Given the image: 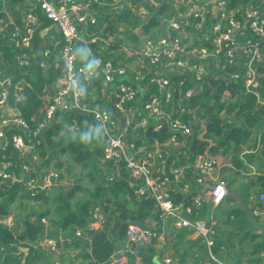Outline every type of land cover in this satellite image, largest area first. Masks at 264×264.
Returning a JSON list of instances; mask_svg holds the SVG:
<instances>
[{"label": "built area", "instance_id": "1", "mask_svg": "<svg viewBox=\"0 0 264 264\" xmlns=\"http://www.w3.org/2000/svg\"><path fill=\"white\" fill-rule=\"evenodd\" d=\"M93 2L32 0L22 18V28L10 33L18 65H30L27 51L32 50L40 25L37 16L40 9L59 33V38L43 49L40 66L46 70L52 53L59 50L64 72L54 82L52 94L48 84H44L42 93L48 105L32 133L28 123L8 106L10 87L14 88L15 100L20 101L25 86L13 83L8 77L0 78V152L11 146L18 153L29 154L33 164L32 168L21 164L16 175L6 171L10 162H0V186L22 185L32 196L51 187H61L56 170L42 169L38 156L41 142L30 141V135L48 130L53 123L61 121L64 113L72 114L71 109H77L87 113L99 130L103 151L98 163L109 164L107 181L123 180L132 188L136 199H153L162 228L170 221L205 245L208 258L205 264H226L212 253V246L218 226L215 213L229 190L215 156L192 148L194 125L201 124L197 118L199 106L193 103V98L204 89L203 80L211 71L214 80L223 78V72H227L231 80H240L247 92L258 96L257 89L264 78V0L234 5L228 0H215L212 6L198 5L195 0H174L176 16L167 21L160 35L147 37L135 47L123 48L146 62V66L139 65L132 74L126 66H115L112 60L102 57L93 58L89 66L77 63L79 26L96 22L90 14ZM209 14L212 22L206 19ZM240 67L244 69L242 73L231 70ZM96 83L109 89L104 108L92 103V85ZM221 102L228 104L229 100L222 98ZM109 108L122 116L120 134L119 122ZM13 130H21L28 142ZM146 138L149 142L144 144ZM257 202L264 205V192L258 195ZM106 206V202L93 206V224L103 223ZM250 213L264 227V209L255 206ZM14 224L12 217H0L2 227L11 230ZM80 235L77 230L75 236ZM163 236L162 230L132 222L125 228L128 249ZM41 244L47 255L60 252L57 240L46 237ZM124 261L123 254L115 253L106 264H124ZM160 261L172 263L166 256ZM51 264L63 263L53 260Z\"/></svg>", "mask_w": 264, "mask_h": 264}, {"label": "trees", "instance_id": "2", "mask_svg": "<svg viewBox=\"0 0 264 264\" xmlns=\"http://www.w3.org/2000/svg\"><path fill=\"white\" fill-rule=\"evenodd\" d=\"M32 0H10L9 4L16 7L18 10L14 11V7H10L12 14L19 13V10H28L30 2ZM91 8L98 7L102 2H106L107 6H104L106 11L109 5L114 0H94ZM131 3H138L140 0H128ZM151 1V0H146ZM159 3L158 10L160 13L167 7L165 0H153ZM230 5L236 3H246L250 0H228ZM29 2V3H28ZM4 3L0 1V19L4 17L3 9ZM151 10V9H150ZM24 12V13H25ZM109 16V14H107ZM37 16L39 18V24L35 33L32 50L27 51L29 54L30 65L20 67L15 60V50L9 39L10 33L15 29H21L23 24L21 19H16L14 24H3L0 26V78H11L13 83H22L25 87L23 90V96L20 101H16L13 92L14 88L9 89L8 106L11 107L16 113L22 117L30 126L31 133L37 129L38 122L44 115L48 102L42 93L44 84H48L50 87L49 93L52 94L55 85L54 82L60 78L64 72L62 62L60 59V51L56 50L48 60L47 69L43 70L40 66V62L43 61V43L39 35V30L49 24V21L44 18L40 9H37ZM114 21L126 22L130 26L142 25V18L135 16L128 8H125L120 14H114ZM106 21L104 18L98 21V26L102 25ZM144 24L143 31L145 34L149 32V29L153 26H158L159 21L156 19V15L151 16ZM92 24H89V27ZM83 50V49H82ZM84 51V50H83ZM85 54V53H84ZM85 60L88 61L89 57L85 54ZM45 61V60H44ZM47 63V60H46ZM237 70L240 73L244 71L242 67L231 68V70ZM213 71L204 78L203 87L193 98V103L199 106L197 111V118L199 123H204L203 126L198 125L193 137H192V148L198 152H204L206 154L215 156L218 152L219 147L226 149L227 154L232 150L233 154L239 151L242 145L245 144L252 136V131L257 129V124L260 120L264 119V106L259 105L256 100V95L247 92L240 80L233 81L229 78L227 72H223V78L212 79ZM99 89V87L97 88ZM258 95L261 99H264V78L260 80V86L257 89ZM222 98L229 100V108L227 109L230 117H235V120L243 118L244 127L233 126L231 123H223L219 117L220 112L224 107V103L221 102ZM233 102V103H231ZM97 103L102 106L100 101ZM256 107V109H255ZM239 108V109H238ZM238 109L237 113L233 115V111ZM64 123L67 127L73 122L74 115L64 113ZM89 121L88 116H78L76 123L77 129L62 130V124L60 122L53 123V125L46 132V139L44 140L40 135H30V141L40 140L38 147V156L47 157L44 164H48L49 161L58 155L68 154L77 163L89 165L91 162L94 169L100 174V178L105 182V175L97 168V163L102 157V147L98 146L94 150L91 149L92 145L96 142L94 137H91V128H82V121ZM90 128V129H89ZM14 133H18L24 136L25 141L28 139L21 130H13ZM38 133V132H37ZM87 136V139H85ZM259 146V148H258ZM253 147L258 149L257 155L249 154V162H253L256 157L258 161L264 162V132L261 135V140H253ZM58 149V150H57ZM32 153V152H31ZM0 162H10L11 165L6 168V171L15 172L16 175L21 171V164L30 165L31 168V157L29 154L18 153L11 146H8L5 151L0 152ZM55 167L60 169L64 165L62 162L56 161ZM237 166H240L241 161L235 160ZM264 164V163H263ZM122 172V171H121ZM119 182L109 183L105 190L102 189L101 184L95 188V192H92L90 200H87L84 204L79 205L78 211L72 210L71 199L73 194L79 189V186H72L70 190L68 188L60 190H42L37 192L36 195L32 196L31 191L25 189L22 185L13 184L12 186H0V217L8 216L10 214L9 203L13 201L14 197L20 192V197L32 200L34 202L42 201L47 203L46 195H56L57 206L56 220L52 221L49 226L41 221L45 216L44 213L25 216L21 219L20 225L21 230L16 231L17 227L8 230L0 226V255H3L1 264H7L8 260L11 259L10 247L12 245H19L21 247L28 248V255L25 257V261L22 263L21 260L12 264H30V260L34 261L37 256L41 254L35 250L34 246L37 245L40 238L44 233L47 235H55V231H50V227L54 230L67 229L74 227L72 233L77 228L81 229L85 238L89 239L91 254L87 255L88 264H106L110 257L120 249V246L126 240L125 228L128 222L138 221L141 225L145 226V220L150 217L151 213L155 214L157 211L153 199L149 197H143L136 199L132 188L123 180ZM259 184V190L264 192V177L257 179ZM253 184L247 186L249 189ZM229 191H231L232 184L228 185ZM246 187V188H247ZM5 188V190H3ZM239 188V187H237ZM260 192V193H261ZM54 193V194H53ZM105 194V195H104ZM128 198H122V203L118 200L119 196ZM130 200L134 205V208L128 210L125 208V204ZM226 201V200H225ZM224 201V202H225ZM234 202L233 200H227ZM98 202H106L115 207L111 210L110 217L106 215L105 221L101 224L98 229H89L88 223L91 220L88 218L91 215L92 207ZM120 203V204H119ZM75 205V204H74ZM109 205V204H108ZM77 206V205H75ZM109 207L106 206L108 211ZM220 209V207H219ZM90 210V213H89ZM219 211V210H218ZM151 212V213H150ZM219 216V225L222 223L223 229L219 230L218 226L216 229V235L214 236V244L212 246V253L223 260L227 264H259L264 257V241H260L262 235L255 234L249 229L248 218L251 213L245 209H236L234 204H230L227 207L221 209ZM256 218V217H253ZM258 220V218H256ZM261 225L258 220L257 223ZM146 227V226H145ZM236 235L238 247L232 243V238ZM155 240L139 246L136 248L140 253L143 261L148 263L146 255L155 257L156 252L154 250ZM232 243V244H231ZM39 244V243H38ZM204 245V244H203ZM205 247V245H204ZM248 253L249 257L244 259ZM22 256V255H21ZM20 256V257H21ZM173 257L175 255L173 254ZM17 259V257H16ZM159 259V258H157ZM133 259L131 257L128 264H132ZM180 264V262H179Z\"/></svg>", "mask_w": 264, "mask_h": 264}, {"label": "crops", "instance_id": "3", "mask_svg": "<svg viewBox=\"0 0 264 264\" xmlns=\"http://www.w3.org/2000/svg\"><path fill=\"white\" fill-rule=\"evenodd\" d=\"M9 1L10 0L4 1L5 2L3 9L4 17L0 19V26H2L5 23L14 24L16 22V19L22 20L25 14L24 10H19L20 14L19 13L12 14L10 11V7H14V11H16L18 10L16 7L18 4L11 6L9 4ZM214 1L215 0H213L212 3L210 4L203 5L199 1L195 0V2L198 5H203V6H212ZM164 2L167 5V7L163 10V12L168 10V12L164 14V17L161 16L160 13L155 14L156 9L158 10L159 8V3L153 0L148 2L146 0H140L138 3H134V4L129 2L128 0H114V2H112L109 5L107 11L104 7L107 6L106 2H102L97 8L96 7L91 8L90 14L95 18L96 22L92 24L90 27L89 24L79 26L78 40L76 42L77 63L80 65L89 66L93 58L102 57L105 59L112 60L115 66H126L128 72H130L131 74L138 70L139 65L146 66V62L143 58L139 59L136 56L125 52L123 48L127 46L135 47L147 37H155L160 35L167 21L176 16V13L174 12V0H165ZM125 8H128L130 12H132L135 16L142 18V23H141L142 25H137L133 27L126 22L114 21L115 20L114 14L117 15L120 14V12ZM107 14H109V16ZM154 15H156L157 21H159V25L157 26L158 30L155 28L156 26H153L149 29V32L145 34L143 31L144 28L143 23H146L144 18L146 16H154ZM102 18H104L106 21H104L105 23H103L102 25L98 26V21H101ZM206 19L210 22L213 21L211 14L207 15ZM153 28L155 29L153 30ZM38 33L41 37V41L44 46L43 48L47 46L49 47L50 44H52L55 40L59 38V33L57 28L50 23L47 26L40 29ZM84 53L89 57L88 61L85 60ZM93 86H94V93L93 96L91 97L93 99L92 103L98 106L99 108H104L105 106H107L109 89L102 83L101 84L96 83V85H92V87ZM98 87L99 89H97ZM256 98H257L256 100L257 103H261L262 101H264V99H261L259 95ZM97 101H100L102 103L101 107L97 103ZM238 109H235L233 111V115L237 113ZM78 116H85V115L79 114L77 116H74L75 120H73V122L69 124V127L66 126V124L63 121L64 118L62 117L61 121H59L63 125L62 128L66 127L65 129H69V130L77 129L78 125L76 123V119ZM234 118L235 117H232V120L235 121ZM259 124L263 125L264 127V119L260 120ZM80 125L84 129L90 127L91 129L90 128L89 129L91 130V137H94L96 139V142L99 141L100 142L99 144H101L102 147L100 135L99 132H97L98 129L91 122V119L90 122L87 120L82 121ZM198 125L203 126L204 125L203 121L202 124H195L194 127H196L197 129ZM70 127H74V129H71ZM46 132L47 130L38 131L37 134L40 135L45 140ZM263 132L264 130H261L260 128H257L254 131H252L251 138L248 141H246L245 144L242 145L241 149L234 154L232 150H230V152L227 154L226 149L219 147L218 152L215 155V158L218 160V163L220 165V174L222 178L227 183V186L229 184H232V186H236L234 189H238L240 191V194L243 197L247 205V210L249 212L255 206L264 209V205L257 202L258 195L261 192L259 190V184L257 182V179L259 177H264V164H263L264 162L258 161L256 157L251 158L253 159V162H249L248 160L249 154H253L255 156L257 155L259 150L253 147V140L260 141ZM148 142H149L148 138L144 139V144ZM235 160H237L238 162L239 161L242 162L240 166L236 165ZM97 168L105 175V179H106L107 173L109 172V164L99 162V164L97 163ZM250 184L253 185L249 189L247 186H250ZM64 188H68L67 190H70L72 188V185L65 187L62 184L61 187H51L49 189H46V191L47 190L53 191L56 189L60 190ZM128 202L131 201L128 200L127 203ZM230 204H234V202H229L226 199V201L221 205L222 209ZM125 208L131 210L134 208V205L132 204L131 206L130 205L126 206L125 204ZM112 209H115V207L113 206L111 210ZM111 210L109 209V217ZM220 211L221 208L220 209L218 208L215 213L216 215L215 217L218 223L221 220V219L219 220V218L222 217L219 216ZM150 215L151 216L145 220V226L154 227L157 230L159 231L162 230L164 232L163 238L155 240L154 243V250L156 252L155 257H153V259L151 257L150 260L149 255H146V258H148L149 262L145 263L140 255L143 253H140L136 249L141 245H131L130 248L128 249L126 247L127 242L125 240L124 245L122 244L120 246V249L117 252H115V253L123 254L125 256L124 264H128L131 257L133 259L132 264H163L160 261L162 256H166L171 260L173 259L171 264H179V262L180 264H204L205 262L208 261L206 247H204L200 239L197 238L194 234H192L186 229H177L170 221L167 222L166 225L162 228L161 220L159 218L158 212H156L155 214H153L152 212ZM253 217L250 216L248 218L249 229L252 230L255 234L262 235L260 241H264V227H262L259 224V222L257 223L258 220H256V218ZM100 226L101 225L93 224L92 222L88 223L89 229H98L100 228ZM72 228L74 229V227H69L67 229L54 230V228L50 227V231H55V235L49 236L46 233L42 235V237L38 242L39 244L37 243V245L34 246L35 250L38 251L41 254V256L40 257L37 256L34 259V261L30 260V264H51L53 260H58L63 264H88V259L86 258V256L91 254L90 241L89 239L83 237L84 234L82 230L79 228H77L75 232L79 230L81 235L75 236V232L72 233L73 230ZM223 228L224 227L222 223H220V225L218 224L219 230ZM233 236L235 237L232 238L231 240L237 249L238 247L237 239H236L237 236L236 235ZM46 237L58 241V244L60 246V252L58 254L47 255L43 251L44 246L41 244V241ZM9 249L12 257L10 260H8L7 264L16 263L19 260H21L22 263L25 261V257L28 255L27 254L28 248L12 245ZM248 253L250 252H247V255L244 256L243 263H244V259L249 257ZM173 254L175 255V257H173ZM3 255L2 254L0 255V261H2ZM222 259L224 258H221V260Z\"/></svg>", "mask_w": 264, "mask_h": 264}, {"label": "rangeland", "instance_id": "4", "mask_svg": "<svg viewBox=\"0 0 264 264\" xmlns=\"http://www.w3.org/2000/svg\"><path fill=\"white\" fill-rule=\"evenodd\" d=\"M197 1L205 5V4L212 3L213 0H197ZM167 12L168 10L164 11L163 13H160V11L156 9L155 14L160 13L161 16L164 17V14ZM149 19H151V16H146L144 18L145 22H147ZM155 28L158 30V27H155ZM155 28H153V30ZM258 104L264 106V101ZM228 108H229V103L228 104L224 103V107H223L224 113L222 115L219 114V117L222 119V122L231 123L233 124V126L234 125L240 126L241 128L244 127L245 124H242L243 118H239L238 120H235V121L232 120V117H229L228 115V111H227ZM257 127L260 128L261 130H264L263 125L259 123L257 124ZM65 128L66 127L62 128L61 131H63ZM99 143H100L99 141L95 142L92 145L91 149L94 150L98 146L101 147V144ZM46 158L47 157H43V158L41 157V160L39 161V163H41L42 169H47L48 167H51L52 169L58 171L59 176L61 175L60 179L62 180V184L65 187L69 185L79 186L78 187L79 189L73 194L72 199L70 201L72 204V210L75 212L78 211L79 205L84 204L87 200L91 199V196H92L91 194L92 192H95V188L98 186V184H101L103 190H105L106 186L110 185L109 183H107L108 182L107 178L105 182L100 178V174L96 171V169H94L91 162L89 163V165H84L81 163H77L68 154H62V155L59 154L57 160L59 162H62L64 165L62 166V168L58 169L55 167V163L57 161L56 157H53L49 161L48 164H44V162L46 161ZM235 187L236 186H232L231 189L233 190ZM3 190H5V188H3ZM50 194L45 196L47 197V201H48L47 203H43L42 201L34 202L32 200L22 198L20 197V192L14 197L13 201L9 203L10 214L8 216L13 218V222H15L14 228L18 227L16 231L21 230L20 221L22 218H24L27 215H30L32 218H34L32 215L33 212H35V214L44 213L43 216H45L44 220H45L46 226H49L52 221L56 220V211H55V208L57 206L56 195L54 193H53L54 195H50ZM122 198L127 199L128 197L125 195L124 197L119 196L118 200L120 201L122 200ZM120 203L123 204L122 201H120ZM74 204L77 206H75ZM108 204H109L108 207L111 210L113 205L111 204V202ZM128 205L131 206L132 202L126 203V206ZM220 208L222 209V206ZM109 209L108 211H105L104 219L106 215L109 216ZM89 213H90V210H89ZM88 220H91L90 217L88 218ZM16 246H19V245H16ZM259 264H264V257H262V260Z\"/></svg>", "mask_w": 264, "mask_h": 264}, {"label": "water", "instance_id": "5", "mask_svg": "<svg viewBox=\"0 0 264 264\" xmlns=\"http://www.w3.org/2000/svg\"><path fill=\"white\" fill-rule=\"evenodd\" d=\"M108 111L118 120L119 125H120V130L118 131V134L121 133L122 127H123V119L122 116L114 109V108H109ZM71 112L74 116L77 115H85L87 116L88 114L85 112H79L77 109H71ZM227 200H233L234 201V206L236 209H242L245 208L247 209V205L243 199V197L240 194V191L238 189H233L228 192L226 195ZM132 223L142 226L140 222L138 221H131Z\"/></svg>", "mask_w": 264, "mask_h": 264}, {"label": "clouds", "instance_id": "6", "mask_svg": "<svg viewBox=\"0 0 264 264\" xmlns=\"http://www.w3.org/2000/svg\"><path fill=\"white\" fill-rule=\"evenodd\" d=\"M97 132H99V130H97ZM85 139H87V136H85ZM103 151V150H102ZM93 208V207H92ZM42 219H44V218H42ZM42 219H41V221H42ZM90 219H91V215H90ZM106 219H104V221H105ZM91 221H92V219H91ZM103 221V222H104ZM43 222V221H42ZM93 222V221H92ZM43 223H45V222H43ZM94 223V222H93Z\"/></svg>", "mask_w": 264, "mask_h": 264}]
</instances>
